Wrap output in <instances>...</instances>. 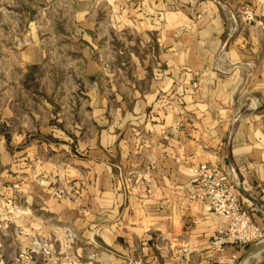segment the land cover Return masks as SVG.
Here are the masks:
<instances>
[{"label":"crops","instance_id":"0c3cea01","mask_svg":"<svg viewBox=\"0 0 264 264\" xmlns=\"http://www.w3.org/2000/svg\"><path fill=\"white\" fill-rule=\"evenodd\" d=\"M88 1L64 43L32 24L13 39L0 30V138L18 146L20 175L34 161L32 176L51 181L14 190L39 210L21 222L40 229L0 264L242 259L247 246L209 249L223 220L190 199L191 180L220 166L264 228V0ZM107 48L128 90L107 91Z\"/></svg>","mask_w":264,"mask_h":264},{"label":"rangeland","instance_id":"374dc122","mask_svg":"<svg viewBox=\"0 0 264 264\" xmlns=\"http://www.w3.org/2000/svg\"><path fill=\"white\" fill-rule=\"evenodd\" d=\"M96 0H91V5L98 8V4H94ZM89 5L86 0H0V30L10 32L12 39L18 33H22L25 24H32L27 29L38 28V34L43 39H56L59 42H65L67 36V27L77 25V20L72 17V9H83ZM3 10V11H2ZM98 19V18H97ZM96 19V20H97ZM56 36H54V35ZM18 37V36H17ZM4 49L0 48V60L4 55ZM10 51V50H8ZM14 52L15 50H11ZM114 48L103 50L106 57L108 72L111 77L106 80V89L110 92L112 89L122 86L124 90L129 89L130 80L116 81L114 72L116 64L114 63ZM65 55L59 51L56 57ZM125 57V56H124ZM3 80V64L0 63V85ZM123 83V85H121ZM4 135V129L0 126V136ZM3 143L0 138V255L12 256L17 253L22 247V241L19 239L23 232H34L35 229H40L34 224H24L21 221L33 218L38 215L35 208L27 207L24 204L22 194L14 191L22 184H34L40 181L42 184H50L49 177L35 178L32 176L36 165L32 161H27V165L31 169L32 175H20L21 167L18 166L21 161L11 160L10 156L18 153V146ZM14 157L12 156V159ZM9 163L11 165H9ZM11 191V192H10ZM80 194H74L73 198L77 200ZM251 245H247V251ZM260 258V259H259ZM264 264V252L246 255L242 259H236L231 264H259V261Z\"/></svg>","mask_w":264,"mask_h":264},{"label":"built area","instance_id":"2783aa9c","mask_svg":"<svg viewBox=\"0 0 264 264\" xmlns=\"http://www.w3.org/2000/svg\"><path fill=\"white\" fill-rule=\"evenodd\" d=\"M244 16L247 20L254 18L251 11H245ZM191 183L195 189L190 199L207 205L223 220L216 236L209 243L211 252L224 254L230 245L247 246L264 241V228L254 222L249 210L241 202L238 188L220 166L200 164ZM70 239L68 243L71 242ZM36 244L46 256L51 255L50 245L42 246L39 242ZM20 258L21 264H28L27 254L22 253Z\"/></svg>","mask_w":264,"mask_h":264},{"label":"water","instance_id":"95a60500","mask_svg":"<svg viewBox=\"0 0 264 264\" xmlns=\"http://www.w3.org/2000/svg\"><path fill=\"white\" fill-rule=\"evenodd\" d=\"M263 250H264V241L251 245L250 248L248 249V253L254 254L261 252Z\"/></svg>","mask_w":264,"mask_h":264},{"label":"bare ground","instance_id":"6f19581e","mask_svg":"<svg viewBox=\"0 0 264 264\" xmlns=\"http://www.w3.org/2000/svg\"><path fill=\"white\" fill-rule=\"evenodd\" d=\"M260 259V258H259Z\"/></svg>","mask_w":264,"mask_h":264}]
</instances>
